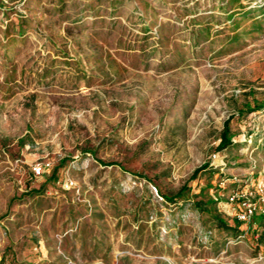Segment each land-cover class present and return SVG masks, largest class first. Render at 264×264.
I'll list each match as a JSON object with an SVG mask.
<instances>
[{
  "label": "rangeland",
  "instance_id": "374dc122",
  "mask_svg": "<svg viewBox=\"0 0 264 264\" xmlns=\"http://www.w3.org/2000/svg\"><path fill=\"white\" fill-rule=\"evenodd\" d=\"M259 185L264 0H0V264H264Z\"/></svg>",
  "mask_w": 264,
  "mask_h": 264
},
{
  "label": "built area",
  "instance_id": "2783aa9c",
  "mask_svg": "<svg viewBox=\"0 0 264 264\" xmlns=\"http://www.w3.org/2000/svg\"><path fill=\"white\" fill-rule=\"evenodd\" d=\"M34 170L36 174L43 172L42 166H35ZM228 202L235 205L238 220L249 223L257 213L264 214V188L259 185L256 192L250 188L234 190Z\"/></svg>",
  "mask_w": 264,
  "mask_h": 264
},
{
  "label": "trees",
  "instance_id": "16d2710c",
  "mask_svg": "<svg viewBox=\"0 0 264 264\" xmlns=\"http://www.w3.org/2000/svg\"><path fill=\"white\" fill-rule=\"evenodd\" d=\"M233 144V134L231 132V127H230V120H226L224 123V128L221 132V137H220V142L217 145L216 149L221 151L224 150L225 148L231 146ZM65 160L61 161V164H63ZM208 166V163L203 164L201 167L195 169V171L193 172L191 178H195L197 176V174L203 169L206 168ZM189 188L187 184H184L176 193L172 194V195H167L161 192V190L158 189L160 195L162 197H164L166 200L170 201V202H176L177 199H182L184 198V196L186 195V193L188 192ZM218 221L223 224L224 220H222L219 216H218ZM236 228L238 229L240 227V222L236 224Z\"/></svg>",
  "mask_w": 264,
  "mask_h": 264
}]
</instances>
